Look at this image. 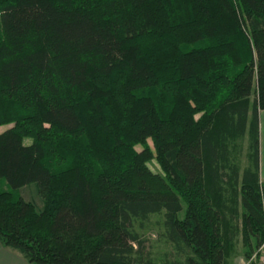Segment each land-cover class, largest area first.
<instances>
[{
	"label": "trees",
	"instance_id": "16d2710c",
	"mask_svg": "<svg viewBox=\"0 0 264 264\" xmlns=\"http://www.w3.org/2000/svg\"><path fill=\"white\" fill-rule=\"evenodd\" d=\"M262 110L264 0H0V242L27 264H230L239 241L248 261Z\"/></svg>",
	"mask_w": 264,
	"mask_h": 264
},
{
	"label": "rangeland",
	"instance_id": "374dc122",
	"mask_svg": "<svg viewBox=\"0 0 264 264\" xmlns=\"http://www.w3.org/2000/svg\"><path fill=\"white\" fill-rule=\"evenodd\" d=\"M8 127H9L8 125H1L0 132L6 130ZM149 142L152 145V141L149 140ZM137 148L141 149L140 146H138ZM150 167L156 172L162 171L156 160L150 162ZM29 186L30 189H26V188L19 189L16 190V193L22 195L26 199H32L36 201L35 192L33 190L37 189V185L30 184ZM0 189L1 190L10 189L5 179L0 178ZM37 202L40 205L42 204L40 198H38ZM184 205L186 206V204ZM164 230L165 229L163 225V217L161 214L151 215L149 220H146L144 222L143 227H138V231H140L143 234V237L146 238V245L148 246V249L151 250L154 258H161L164 251L170 252L171 250V246H172L171 243L167 242L164 236L162 235L164 233ZM242 250L244 251V249ZM242 250L239 251V247L238 246L235 247L234 252L232 253V255H230L229 258L230 264H248L246 258L243 257L244 255ZM255 264H258V262H255Z\"/></svg>",
	"mask_w": 264,
	"mask_h": 264
},
{
	"label": "crops",
	"instance_id": "0c3cea01",
	"mask_svg": "<svg viewBox=\"0 0 264 264\" xmlns=\"http://www.w3.org/2000/svg\"><path fill=\"white\" fill-rule=\"evenodd\" d=\"M260 178L264 181V110L260 112ZM236 246L239 251L244 249V255L245 248L242 243L239 241ZM0 264H27V261L18 252L6 248L0 242Z\"/></svg>",
	"mask_w": 264,
	"mask_h": 264
},
{
	"label": "built area",
	"instance_id": "2783aa9c",
	"mask_svg": "<svg viewBox=\"0 0 264 264\" xmlns=\"http://www.w3.org/2000/svg\"><path fill=\"white\" fill-rule=\"evenodd\" d=\"M258 262V264H264V241L258 250L252 255V257L247 261L248 264L251 262Z\"/></svg>",
	"mask_w": 264,
	"mask_h": 264
}]
</instances>
